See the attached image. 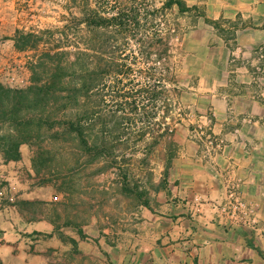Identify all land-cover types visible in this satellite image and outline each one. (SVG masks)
<instances>
[{
  "label": "rangeland",
  "instance_id": "rangeland-1",
  "mask_svg": "<svg viewBox=\"0 0 264 264\" xmlns=\"http://www.w3.org/2000/svg\"><path fill=\"white\" fill-rule=\"evenodd\" d=\"M67 1L0 0V84L9 88H24L30 83L31 71L28 62L34 53L32 50L22 51L16 48L13 36L17 30L41 32L50 28L54 30L53 44H64L66 41L76 44L84 33L95 38L94 33L87 32L85 24H65L64 18L70 17L64 7ZM165 2L166 0H109L105 5L100 0H90L93 7L105 16L111 17L120 9L129 14L127 24L130 25V30L125 35H111V39L114 43L127 44L121 59L132 66V77L141 78L140 70H145L149 66L156 67L158 71H163V68L169 66V74L174 77L171 78V82L168 81L167 88L160 98L145 101L138 110L127 106L125 121L129 123V129L122 136V140H129V143H123L116 153L120 169L109 168L99 172L104 165L103 162L85 169L75 167L70 170L63 166L62 172L54 174L53 177L65 179L74 176L76 188L74 194L65 191L61 184L62 179L58 183L47 182L52 192L59 195V200L54 202H66L61 207L65 215V225L79 222L88 224L87 206L91 202L96 207L99 226L103 228L109 226L116 230L126 226L129 229L130 242L125 241L129 246V253L123 258L126 264H185L184 255L174 253L168 238L155 241L151 237L145 241L146 246H150L149 249L144 247L148 249L146 252H135L139 243H143V239L135 234L143 218L147 219V215L143 214L144 205L149 209L158 207L159 202L156 201L157 195H154V192L158 194L160 190L168 187L170 180L175 181L174 165L178 161L173 159L176 156L180 159L183 153L188 152L185 151L188 140H193L195 146L199 145L201 157L206 162H215L218 153L224 147V140L213 132V111L205 112L209 96L216 93V88H213L216 83L212 80L224 79L218 71V65L220 63L222 66L224 56L223 51L219 49L223 40L221 36L229 41L228 46L234 48L229 55L230 69L233 70L238 65L247 66L246 74L249 77L246 84L250 87L251 97L264 104V46H251L250 51L244 55L248 49L237 44L236 29L231 28L235 23L217 19L221 28L218 30L202 16V7L180 13L177 6L164 8ZM186 2L191 4V0ZM104 5L107 6V10ZM75 15L80 16L78 10ZM64 26H68V30L62 34ZM161 35L169 37L171 52L169 58L161 59L154 53L156 51H152V55L147 59L143 55L145 53L141 44L148 46L158 44ZM42 40L44 41V38ZM156 47L157 53L163 49ZM40 48L42 49V46ZM70 49L73 50L71 52L73 54L74 46ZM210 76L212 78L208 79ZM165 126L173 130L171 152L176 155L171 162L166 161V141L158 145L154 151L150 149L153 138L159 137ZM60 160L63 164L65 158ZM41 176L43 179L44 174L41 173ZM124 178L128 179V186L134 192H128L123 188L120 180L123 181ZM62 196L65 198L64 201ZM228 201L220 208L224 216L220 217V222L225 227L259 229V221L247 224L243 222L244 220L236 221L230 218L228 209L223 210ZM85 203L87 206L82 205ZM142 203L143 207L140 206ZM91 210L93 208H90ZM51 211L57 216L56 206L52 207ZM112 240L113 237L107 241L113 244ZM115 250L121 254L119 248ZM99 259L101 256L95 261L82 258V262L89 260V263H95L99 262L96 261ZM106 262L113 264L110 260Z\"/></svg>",
  "mask_w": 264,
  "mask_h": 264
},
{
  "label": "crops",
  "instance_id": "crops-1",
  "mask_svg": "<svg viewBox=\"0 0 264 264\" xmlns=\"http://www.w3.org/2000/svg\"><path fill=\"white\" fill-rule=\"evenodd\" d=\"M187 4L202 7L205 19L235 23L231 28L236 29V42L248 49L244 55L253 46H264V0H191ZM221 37L219 49L224 56L218 71L224 79L212 80L216 93L209 96L205 112L213 111V132L224 140V147L215 162H206L199 145L186 142L188 152L173 159L178 161L176 182L170 180L167 188L154 192L158 207L140 205L147 219L143 218L135 234L143 239L137 253L150 248L145 241L151 237L155 241L168 238L174 253L184 255L185 264H264V104L251 97L247 66L230 69L234 48ZM20 151L18 159H6L0 153V189L7 191L0 196V264H109L108 260L126 264L129 229L99 226L94 204L88 224L65 225L61 207L66 202H54L57 194L37 174L33 147L23 144ZM233 184L237 194L254 207L258 230L228 228L220 222L224 217L220 208L230 199ZM54 206L57 216L51 211ZM112 237L113 244L107 241ZM99 256V262H82V258L95 261Z\"/></svg>",
  "mask_w": 264,
  "mask_h": 264
},
{
  "label": "trees",
  "instance_id": "trees-1",
  "mask_svg": "<svg viewBox=\"0 0 264 264\" xmlns=\"http://www.w3.org/2000/svg\"><path fill=\"white\" fill-rule=\"evenodd\" d=\"M100 1L109 3V0ZM175 6L180 13L198 8L189 6L185 0L164 3V8ZM64 7L70 15L64 18L65 24H85L87 32L94 33L95 38L84 33L76 44L68 41L53 44L54 30L50 28L41 32L17 31L16 48L34 53L28 62L31 78L24 88L0 84V153L6 159H18L21 146L30 144L34 150L33 166L38 174H44L43 182L58 183L62 179L65 191L74 194V176L63 179L53 175L62 172L63 166L70 170L85 169L101 162L104 165L99 172L120 169L116 153L123 143H129V140H122L129 129L125 121L127 106L138 110L145 101L151 98L155 101L174 75L170 76L169 66L163 71L149 66L140 70L142 79L138 75H135L137 79L132 77V66L121 59L127 44L114 43L111 39V35H125L130 30L126 11L120 9L108 17L93 7L90 0H68ZM76 10L80 16L75 15ZM206 21L221 29L218 20L206 18ZM66 30L68 26H64L62 34ZM141 45L147 59L152 51L161 59H168L171 53L168 36L161 35L158 44ZM73 46L74 55L70 49ZM156 46L162 47V51L157 53ZM129 87L130 90H126ZM172 135L173 130L165 126L159 137L153 138L150 147L154 151L166 141L168 162L176 155L171 152ZM60 158H65L63 164ZM120 183L126 191L134 192L128 186V179ZM82 205L87 206L86 203ZM92 207L89 202L87 209L90 211Z\"/></svg>",
  "mask_w": 264,
  "mask_h": 264
},
{
  "label": "built area",
  "instance_id": "built-area-1",
  "mask_svg": "<svg viewBox=\"0 0 264 264\" xmlns=\"http://www.w3.org/2000/svg\"><path fill=\"white\" fill-rule=\"evenodd\" d=\"M236 185H232L230 189V199L226 207L223 210L229 211L230 218L236 221L246 222L247 224H255L257 223L256 217L254 214V207H252L249 203H247L240 195L237 194V190H234ZM6 189H0V196H6ZM9 199L13 201L15 198L13 196H9ZM54 200H58L59 196L56 195L53 197Z\"/></svg>",
  "mask_w": 264,
  "mask_h": 264
}]
</instances>
